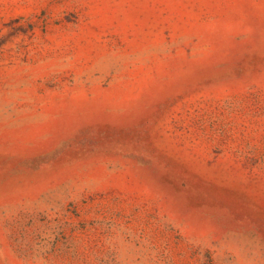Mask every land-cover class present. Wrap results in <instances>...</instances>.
<instances>
[{"label":"rangeland","instance_id":"obj_1","mask_svg":"<svg viewBox=\"0 0 264 264\" xmlns=\"http://www.w3.org/2000/svg\"><path fill=\"white\" fill-rule=\"evenodd\" d=\"M0 264H264V0H0Z\"/></svg>","mask_w":264,"mask_h":264}]
</instances>
